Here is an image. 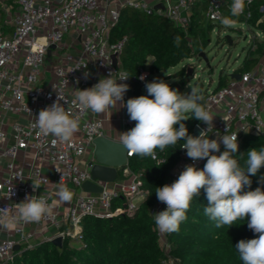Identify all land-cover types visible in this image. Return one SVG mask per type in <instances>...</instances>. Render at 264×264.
<instances>
[{
	"label": "built area",
	"instance_id": "2783aa9c",
	"mask_svg": "<svg viewBox=\"0 0 264 264\" xmlns=\"http://www.w3.org/2000/svg\"><path fill=\"white\" fill-rule=\"evenodd\" d=\"M254 2L246 0L243 15L236 18L251 32L243 40L250 45L252 53L247 59L255 61L253 67L243 73L233 71L231 75L238 74L239 80L229 75L226 86L204 94V106L214 116L208 138L219 140L228 128V134L238 133L239 146L245 135L264 132V5L259 6L260 17L253 23ZM231 4L232 0H0V208H14L26 195H43L53 206V213L39 223H27L19 229L0 228V264H13L17 255L56 238L80 246L84 217L132 216L146 197L139 176L133 174L131 181L118 180V176L112 183L94 181L100 185V193L82 188L92 181L93 141L104 134L102 121L76 102V91L91 88L110 73L116 78L125 73L119 68V58L126 39L109 41L121 10L165 18L187 33L196 5H204L199 24L206 26L221 24L223 17L230 16ZM253 28L258 31L253 33ZM51 46L54 48L48 57ZM154 76L146 69L126 81L118 80L129 85L119 102L121 107L130 97V82H138L147 91L146 84L156 80ZM58 96L65 111L80 124L69 142H53L51 135L41 136L34 127L39 111L52 105ZM122 123L128 129L133 127L130 118ZM195 126L200 133L207 130L202 122ZM225 150L220 142V151L212 154L220 155ZM181 151L179 161L169 172V185L186 166L203 169L206 164V159L193 161L187 157L186 149ZM87 153L90 159L81 160ZM131 156L127 153L128 158ZM82 162L84 169L80 168ZM119 171L130 176L126 168ZM33 182L41 184L35 192ZM61 187L72 193L70 201L59 199ZM117 198L123 205L112 209V201ZM166 208L159 201L149 214L153 217ZM157 233L159 245L168 257L167 233L158 229ZM170 262L174 261L168 258L164 264Z\"/></svg>",
	"mask_w": 264,
	"mask_h": 264
},
{
	"label": "clouds",
	"instance_id": "9594fccd",
	"mask_svg": "<svg viewBox=\"0 0 264 264\" xmlns=\"http://www.w3.org/2000/svg\"><path fill=\"white\" fill-rule=\"evenodd\" d=\"M247 3H251V0H247ZM245 7L246 0H232L230 16L223 17L222 24L235 27V18L243 15ZM180 40L179 36L174 38L177 47ZM128 78L127 73H121L118 78L110 73L91 88L77 89L76 102L82 109L104 114L123 101L129 85L117 81H126ZM189 87L190 94H181L164 80L147 83L148 95L128 99L123 105L127 108L130 120L136 123L133 128L121 133L120 144L128 155L156 160L157 149L163 151L184 141L181 148L186 149L188 158L193 161L206 159L203 169L188 165L173 183L156 188L158 201L167 205L166 210L153 215L156 228L160 233L178 232L181 223L187 219L186 213L191 202L203 189L208 202L204 214L216 223L217 228L225 225L231 227L237 220L248 218L247 226L258 234V238L242 239L235 249L243 264H264V190L257 187L253 191H242L245 186H251L249 176L256 175L264 167V146L249 150L241 166L233 155L238 152V133L228 134L227 128V134L219 140L209 139L206 134L213 128L214 116L201 103L204 100L201 91ZM60 100L62 98L58 96L52 105L39 111L34 127L41 136L51 135L53 142H69L79 131L80 124L78 119L65 111ZM191 118L207 125V130H202L197 137L190 135L182 121ZM177 124L178 128L175 127ZM220 142L226 150L220 155L212 154L220 151ZM19 178L22 180V177ZM260 183L264 184V176L260 177ZM40 187L39 182L32 183L33 192ZM11 195L10 190L8 197L11 198ZM57 195L65 202L72 198V193L66 187H61ZM52 213L53 206L45 196L26 195L24 201L15 204L14 208H0V228L19 229L27 223H39Z\"/></svg>",
	"mask_w": 264,
	"mask_h": 264
},
{
	"label": "trees",
	"instance_id": "16d2710c",
	"mask_svg": "<svg viewBox=\"0 0 264 264\" xmlns=\"http://www.w3.org/2000/svg\"><path fill=\"white\" fill-rule=\"evenodd\" d=\"M261 5H264V0H255L252 9L253 23L260 17L258 9ZM203 9L204 5L194 7L187 33L165 18L122 9L117 24L109 34L110 43L126 39L119 58V68L130 78L136 77L140 70L146 69L157 75L186 59L199 57L206 43L205 33L210 28V25L199 24L200 12ZM261 28L264 29V23ZM176 36L181 38L179 47L174 43ZM148 60H151L149 65ZM254 63V60L247 59V64L239 73L248 71ZM184 68L186 74L187 68ZM169 85L172 88L177 83ZM179 85L183 89L185 82L182 81ZM226 85V80L219 81L214 91ZM130 90L129 99L142 95L138 82H130ZM201 103L204 104V100ZM125 112L127 113L126 107ZM132 122L134 127L136 122ZM182 122L190 135L195 125L201 123L195 118ZM175 127L178 128L179 124ZM183 143L184 141H179L175 146H169L163 151L157 149V160L136 155L128 158V170L131 174L139 176L141 190L146 193L145 199L138 204L132 216H86L81 222L80 246L71 245L69 240H64L61 247L53 245L52 242L42 243L33 250L17 255L13 264H164L168 258L176 264H243L235 246L242 239L258 238V234L248 228L247 217L245 220H237L231 227L225 225L217 228L216 223L204 214V207L208 202L203 189L191 202L186 213L187 219L181 223L179 231L167 233L168 257L159 245L155 221L150 216L149 209L159 202L156 188L167 184L169 172L182 154ZM262 146L264 132L259 135H245L241 139L238 152L233 154L234 158L243 166L249 150ZM261 176H264V167H261L256 175L249 176L251 186H245L242 191H253L257 187L264 190V184L260 183ZM122 205V199L117 198L112 201L111 207L116 209Z\"/></svg>",
	"mask_w": 264,
	"mask_h": 264
},
{
	"label": "rangeland",
	"instance_id": "374dc122",
	"mask_svg": "<svg viewBox=\"0 0 264 264\" xmlns=\"http://www.w3.org/2000/svg\"><path fill=\"white\" fill-rule=\"evenodd\" d=\"M251 31L255 33L258 29L253 28ZM250 34L251 32L247 30L241 19H237L235 27H225L222 23L212 24L205 33L206 43L200 51L204 53L207 63L200 57L194 56L154 77L156 80H164L168 84H180L184 81L185 86L182 89V94H190L191 88L189 86L196 87L203 95L207 91L216 89L219 81L226 80L228 84L230 81L229 75L233 71L241 72V69L247 64L248 54L252 53L250 45H248L246 40H243L244 36H249ZM226 37H230L232 40L231 45L228 44ZM184 67L192 68L191 76H186ZM176 75L178 76L175 77ZM142 95H148L147 91L142 90ZM116 130L117 127L115 131L103 130V134L120 138ZM89 159L90 155L88 153L81 158L83 161H88ZM81 164L80 168L84 169L85 163L82 162ZM170 264L176 263L170 262Z\"/></svg>",
	"mask_w": 264,
	"mask_h": 264
},
{
	"label": "water",
	"instance_id": "95a60500",
	"mask_svg": "<svg viewBox=\"0 0 264 264\" xmlns=\"http://www.w3.org/2000/svg\"><path fill=\"white\" fill-rule=\"evenodd\" d=\"M226 40L229 45L232 44L230 37H226ZM54 46H51L48 50L47 56L50 55V50ZM200 59H203L207 63V59L204 53L199 54ZM192 68H187L186 76H191ZM231 78L239 80L238 74L230 75ZM173 89L178 90L182 94V86L177 84ZM194 137L200 135V129L194 127L191 134ZM93 156L95 163L92 164L90 168L91 182H86L83 184L82 188L85 192L90 193H100L101 187L97 183H112L117 179L118 169L125 168L127 166L128 157L126 149L118 141L108 139L106 137L96 138L93 141ZM53 245L61 247L62 239L56 238L53 242ZM18 249V246L15 247Z\"/></svg>",
	"mask_w": 264,
	"mask_h": 264
},
{
	"label": "crops",
	"instance_id": "0c3cea01",
	"mask_svg": "<svg viewBox=\"0 0 264 264\" xmlns=\"http://www.w3.org/2000/svg\"><path fill=\"white\" fill-rule=\"evenodd\" d=\"M151 62V60H148V65ZM95 118H98L102 121L103 124V130L104 131H115V128L117 127V132L118 135L120 136L121 133L126 132L130 129H128L127 127L123 126L122 120L125 118H129V116L127 115V113L125 112V107L122 108L120 103H118V105L115 108L110 109L108 112L98 115V114H94L93 115ZM104 137L108 138V139H112L114 141H118L120 142V138L118 137H112L111 135L104 134ZM127 170V166L125 167ZM128 173L130 174L127 176H124V174L121 173V171L118 172V180H126V181H131L132 178V174L130 173V171L128 170ZM58 203V201H56Z\"/></svg>",
	"mask_w": 264,
	"mask_h": 264
}]
</instances>
